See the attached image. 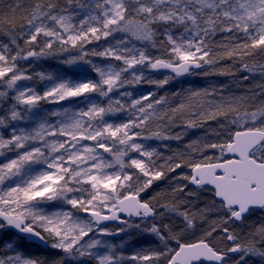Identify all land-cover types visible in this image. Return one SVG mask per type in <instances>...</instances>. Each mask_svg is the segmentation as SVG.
<instances>
[{"label":"snow or ice","instance_id":"obj_1","mask_svg":"<svg viewBox=\"0 0 264 264\" xmlns=\"http://www.w3.org/2000/svg\"><path fill=\"white\" fill-rule=\"evenodd\" d=\"M0 264H264V0H0Z\"/></svg>","mask_w":264,"mask_h":264}]
</instances>
